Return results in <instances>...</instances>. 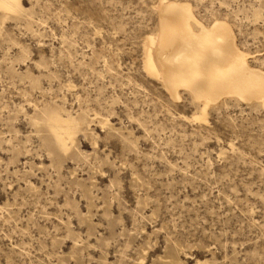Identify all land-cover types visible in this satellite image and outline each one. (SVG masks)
I'll return each instance as SVG.
<instances>
[{
	"label": "rangeland",
	"instance_id": "374dc122",
	"mask_svg": "<svg viewBox=\"0 0 264 264\" xmlns=\"http://www.w3.org/2000/svg\"><path fill=\"white\" fill-rule=\"evenodd\" d=\"M158 1L21 0L0 26V264H264V108L197 120L144 72ZM178 1L264 70V0ZM50 112L86 118L66 155Z\"/></svg>",
	"mask_w": 264,
	"mask_h": 264
},
{
	"label": "bare ground",
	"instance_id": "6f19581e",
	"mask_svg": "<svg viewBox=\"0 0 264 264\" xmlns=\"http://www.w3.org/2000/svg\"><path fill=\"white\" fill-rule=\"evenodd\" d=\"M155 9L157 27L144 39L142 66L148 76L163 84L173 100L180 99L179 90L188 92L202 104V116L197 120L203 121L207 109L225 97L257 102L264 108V70L250 64L254 57L237 46L226 20L215 19L206 25L190 3L178 0H159ZM23 13L21 0H0V26ZM84 125L83 115L77 119L67 113L63 118L50 112L44 120L48 136L43 142L52 155H66ZM88 191L85 188L83 193ZM89 207L87 204V214ZM103 212L110 217V211Z\"/></svg>",
	"mask_w": 264,
	"mask_h": 264
}]
</instances>
